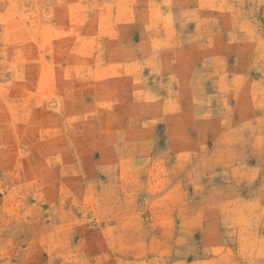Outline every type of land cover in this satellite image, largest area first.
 Here are the masks:
<instances>
[{
  "label": "rangeland",
  "instance_id": "obj_1",
  "mask_svg": "<svg viewBox=\"0 0 264 264\" xmlns=\"http://www.w3.org/2000/svg\"><path fill=\"white\" fill-rule=\"evenodd\" d=\"M221 74L264 107V0H0V264H122L111 226L145 224L132 188L168 149L156 97Z\"/></svg>",
  "mask_w": 264,
  "mask_h": 264
},
{
  "label": "crops",
  "instance_id": "obj_2",
  "mask_svg": "<svg viewBox=\"0 0 264 264\" xmlns=\"http://www.w3.org/2000/svg\"><path fill=\"white\" fill-rule=\"evenodd\" d=\"M134 56L132 61L142 58L146 66L163 60L150 50ZM159 69H152L154 78L159 79ZM150 77L143 78L142 94L154 92L147 84ZM223 78L206 88L181 80L167 97H156L168 149L158 154L164 161L150 166L144 183L132 188L133 196H144L145 224L130 226L136 217L127 210L111 226V246L122 264H258L264 234V107L243 101L249 89L219 85ZM172 126L192 133L173 135ZM194 126L206 128L197 133ZM203 137L201 142L212 144L184 150L176 144ZM250 182L254 193L247 188Z\"/></svg>",
  "mask_w": 264,
  "mask_h": 264
}]
</instances>
